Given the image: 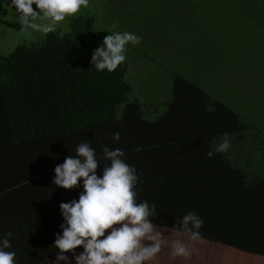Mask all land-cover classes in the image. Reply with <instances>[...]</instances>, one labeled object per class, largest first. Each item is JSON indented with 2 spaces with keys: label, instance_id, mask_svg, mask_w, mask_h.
Masks as SVG:
<instances>
[{
  "label": "trees",
  "instance_id": "1",
  "mask_svg": "<svg viewBox=\"0 0 264 264\" xmlns=\"http://www.w3.org/2000/svg\"><path fill=\"white\" fill-rule=\"evenodd\" d=\"M157 1L97 4L112 22L131 26L142 7ZM97 19L86 11L69 20L63 35L58 30L0 53V235L15 232L19 264L55 259L58 205L78 192L56 188L51 179L55 166L85 140L97 152L104 145L122 148L143 172L141 199L156 204L154 222L165 235L187 240L176 221L188 211L203 218L190 259L172 260L165 251L152 264H264V135L180 75L162 101L149 102L156 107L132 99L126 63L113 73L90 65L92 49L112 31L98 29ZM114 132L121 134L118 143ZM225 133L229 152L207 158ZM250 138L261 170L241 163L239 152ZM138 145L143 151H135Z\"/></svg>",
  "mask_w": 264,
  "mask_h": 264
},
{
  "label": "clouds",
  "instance_id": "2",
  "mask_svg": "<svg viewBox=\"0 0 264 264\" xmlns=\"http://www.w3.org/2000/svg\"><path fill=\"white\" fill-rule=\"evenodd\" d=\"M13 9L25 39L35 33L47 36L70 29L67 22L78 18L90 7L91 0H0ZM35 5V7H33ZM119 22L111 25L118 27ZM108 33V32H107ZM142 36L132 31H111L92 49L90 65L97 72L113 73L127 61L128 45L137 46ZM121 140L119 132L112 133V141ZM206 153L212 159L216 154L228 153L232 147L225 133ZM136 152L143 151L138 145ZM143 172L128 163L122 148L104 145L100 152L85 140L54 168L51 184L78 195L58 205L62 218L52 243L55 259L52 264H152L167 251L172 260H188L195 251L192 242L201 239L203 218L186 212L176 221V231L187 240L165 235L155 223L157 206L141 199ZM13 230L0 235V264H19L13 250Z\"/></svg>",
  "mask_w": 264,
  "mask_h": 264
},
{
  "label": "rangeland",
  "instance_id": "3",
  "mask_svg": "<svg viewBox=\"0 0 264 264\" xmlns=\"http://www.w3.org/2000/svg\"><path fill=\"white\" fill-rule=\"evenodd\" d=\"M97 1L91 0L83 13L97 15L98 29H111V13L98 10ZM185 1L148 3L142 7L141 19L136 16L139 20L129 21L131 26L119 22L111 29L143 37L139 45H128L126 52L131 98L156 107L149 102L162 101L173 77L180 75L231 107L264 135V0H188L183 5ZM182 11L185 13L177 14ZM119 20H124L121 15ZM20 30L13 9L5 3L0 11L1 54L42 36L35 33L27 40ZM247 143L239 152L241 163L261 170L263 164L253 156V138Z\"/></svg>",
  "mask_w": 264,
  "mask_h": 264
}]
</instances>
